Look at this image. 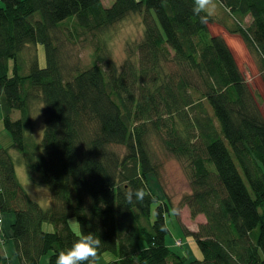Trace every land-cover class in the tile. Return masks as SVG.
<instances>
[{
  "label": "trees",
  "instance_id": "trees-1",
  "mask_svg": "<svg viewBox=\"0 0 264 264\" xmlns=\"http://www.w3.org/2000/svg\"><path fill=\"white\" fill-rule=\"evenodd\" d=\"M0 1V108L13 140L0 147V214L16 217L20 264H41L48 254L54 264L60 250L91 232L102 241L96 264L107 252V264H264V116L230 45L211 33L213 18L199 23L193 0H115L111 7L103 0ZM217 1L237 22L229 31L256 56L264 85V0ZM132 16H141L143 32L118 64L106 36ZM62 35H89L95 63H65ZM36 102L42 141L32 134ZM152 134L188 164L192 192L184 204L206 223L183 229L202 260L188 262L166 240L170 202L149 184L157 174ZM15 151L33 186L51 192L47 207L20 182ZM141 187L151 195L127 203L125 194Z\"/></svg>",
  "mask_w": 264,
  "mask_h": 264
},
{
  "label": "rangeland",
  "instance_id": "rangeland-1",
  "mask_svg": "<svg viewBox=\"0 0 264 264\" xmlns=\"http://www.w3.org/2000/svg\"><path fill=\"white\" fill-rule=\"evenodd\" d=\"M114 2L115 0H103V4L107 7H111ZM216 3L218 7L217 13L213 17V22L210 24L211 33L224 37L230 45L237 64L240 66L243 75H245L247 82L258 98L264 116V85L262 77L259 74L257 58L250 52L239 34L235 35L230 33L229 27H234L237 22H235L230 12L224 8L219 1L216 0ZM2 7H4V4L0 1V8ZM140 21L141 16H132L128 18V20L115 26L108 36H106V39H108V48L111 51L113 59L116 60L118 64L125 61L128 55V47L133 42L140 40L143 32ZM244 21L243 25L247 27L251 24L252 19L248 16ZM61 41L63 42V61L70 67L78 64L81 69H86L95 63L93 42L89 35H83L80 39L76 40H68L65 35H62ZM37 53L40 67H47V52H45V47L39 45ZM30 54L31 53H26L25 55L29 57ZM10 65H13V62ZM25 71L26 73L28 72V70L24 68L23 72ZM42 107L41 103L36 102L32 105L31 110L33 122L32 134L39 141H42V135L45 129ZM19 117L20 113L15 111L13 114L14 120L19 119ZM0 134H2L1 136H3V134L10 136L4 127L3 120H0ZM1 136L0 140L4 142ZM148 140L150 155H152V163L157 168L156 175H149L150 187L158 198L162 201L167 200L170 202L171 210L165 214L166 224L168 229H170V234L167 236L166 240L171 244L174 250L183 254L188 262H192L193 259L202 260L203 254L198 248L195 239L186 235L183 229L184 227L190 231H197L202 223H206V217H204V215L192 218L189 207L184 204L185 197L189 196L192 192L188 164L186 161L177 158L166 150L161 139L156 134L150 135ZM5 143L6 140L4 144ZM115 149L120 155H124L126 151L125 147L116 146ZM15 152L14 161H16V172L20 182L35 201L47 207L48 203L46 201L51 197V192H49L48 187L45 185L39 186V188L33 186L28 179L22 154L18 151ZM156 206L157 205H154L153 207L152 219L156 216ZM70 223H72L73 228L79 233V223H77L76 218L71 219ZM45 229L52 232L54 226L53 224L46 223ZM256 234L257 233H255L254 236H256ZM112 257L113 254L107 252L100 260L99 264H106Z\"/></svg>",
  "mask_w": 264,
  "mask_h": 264
},
{
  "label": "clouds",
  "instance_id": "clouds-1",
  "mask_svg": "<svg viewBox=\"0 0 264 264\" xmlns=\"http://www.w3.org/2000/svg\"><path fill=\"white\" fill-rule=\"evenodd\" d=\"M216 0H193L192 12L198 17L199 23L206 24L217 13ZM151 193L146 187L130 190L125 194V200L131 204L140 202ZM101 239L95 233H84L77 238L71 247L60 250L55 257L54 264H96Z\"/></svg>",
  "mask_w": 264,
  "mask_h": 264
},
{
  "label": "crops",
  "instance_id": "crops-1",
  "mask_svg": "<svg viewBox=\"0 0 264 264\" xmlns=\"http://www.w3.org/2000/svg\"><path fill=\"white\" fill-rule=\"evenodd\" d=\"M1 115L0 108V120H3ZM1 135L2 134H0V136ZM1 137L4 142L6 140V143L4 144V142L0 140V147L5 148L12 145L10 136L3 134ZM15 220L16 217L12 213L0 214V252L2 257L7 261L6 264H20L19 259L16 256V247H14L13 224L15 223ZM50 257V254L43 256L41 264H49Z\"/></svg>",
  "mask_w": 264,
  "mask_h": 264
},
{
  "label": "built area",
  "instance_id": "built-area-1",
  "mask_svg": "<svg viewBox=\"0 0 264 264\" xmlns=\"http://www.w3.org/2000/svg\"><path fill=\"white\" fill-rule=\"evenodd\" d=\"M1 222V221H0ZM181 245H182V243H181Z\"/></svg>",
  "mask_w": 264,
  "mask_h": 264
}]
</instances>
